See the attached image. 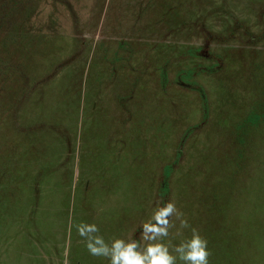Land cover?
<instances>
[{"label": "rangeland", "instance_id": "1", "mask_svg": "<svg viewBox=\"0 0 264 264\" xmlns=\"http://www.w3.org/2000/svg\"><path fill=\"white\" fill-rule=\"evenodd\" d=\"M168 201L164 243L264 264V0H0V264H110L78 228Z\"/></svg>", "mask_w": 264, "mask_h": 264}, {"label": "clouds", "instance_id": "2", "mask_svg": "<svg viewBox=\"0 0 264 264\" xmlns=\"http://www.w3.org/2000/svg\"><path fill=\"white\" fill-rule=\"evenodd\" d=\"M173 215L179 218L182 214L171 201L155 210L150 220L143 224L144 247L135 239L116 238L109 244L95 234L99 231L95 225L78 228V232L85 237L89 254L105 257L110 264H177V259L183 264H209L211 253L207 240L196 229H192L190 238L179 245L170 246L163 242V238L169 235V228L174 226L169 219ZM180 226L187 228V221L181 220Z\"/></svg>", "mask_w": 264, "mask_h": 264}]
</instances>
